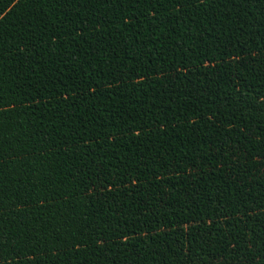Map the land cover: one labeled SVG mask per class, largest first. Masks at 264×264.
Masks as SVG:
<instances>
[{
	"label": "trees",
	"instance_id": "1",
	"mask_svg": "<svg viewBox=\"0 0 264 264\" xmlns=\"http://www.w3.org/2000/svg\"><path fill=\"white\" fill-rule=\"evenodd\" d=\"M0 264H264V0H0Z\"/></svg>",
	"mask_w": 264,
	"mask_h": 264
}]
</instances>
